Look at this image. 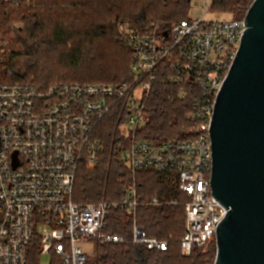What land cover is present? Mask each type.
I'll use <instances>...</instances> for the list:
<instances>
[{"label": "built area", "instance_id": "obj_1", "mask_svg": "<svg viewBox=\"0 0 264 264\" xmlns=\"http://www.w3.org/2000/svg\"><path fill=\"white\" fill-rule=\"evenodd\" d=\"M212 2L205 0L203 13L190 14L165 32L153 28L141 33L121 27L133 52L131 82L58 83L39 89L12 84L0 74V264H29L35 243L41 256L52 255L61 264H90L80 245L93 241L99 245L128 242L166 252L168 242L149 237L137 224L141 207L165 204L158 198L140 201L135 176L143 171L165 174L187 198L181 254L190 257L213 243L227 211L211 195L210 126L217 95L246 26L244 19L206 21ZM164 61H171L172 68L180 71L177 83H183L185 74L201 93L190 115L192 135L184 141L140 138L147 123V103ZM117 109L121 119L118 160L133 178L123 183L117 202L77 203L78 175L81 169L100 163L103 144L98 131ZM118 209L132 220L129 241L110 232L113 211Z\"/></svg>", "mask_w": 264, "mask_h": 264}, {"label": "trees", "instance_id": "obj_2", "mask_svg": "<svg viewBox=\"0 0 264 264\" xmlns=\"http://www.w3.org/2000/svg\"><path fill=\"white\" fill-rule=\"evenodd\" d=\"M254 0H213L212 9L243 20ZM190 16L188 0H0V74L12 84L45 89L58 83L119 85L133 80V52L121 27L141 33L153 28L165 32ZM180 71L164 61L146 107L147 123L140 138L154 142L184 141L191 137L190 115L201 93L191 78L175 80ZM185 91V95L182 92ZM184 96V97H183ZM119 110L99 128L103 144L100 163L81 169L74 190L80 204L117 202L123 183L133 177L118 160ZM140 201L158 198L161 207H141L137 224L151 238L168 242L166 252L149 251L128 242L99 245L95 264H214L216 243L195 250L190 257L180 251L187 198L165 174L143 171L135 176ZM114 210L110 232L131 239L132 220ZM39 244L30 249L29 264H39ZM56 264H61L57 259Z\"/></svg>", "mask_w": 264, "mask_h": 264}, {"label": "water", "instance_id": "obj_3", "mask_svg": "<svg viewBox=\"0 0 264 264\" xmlns=\"http://www.w3.org/2000/svg\"><path fill=\"white\" fill-rule=\"evenodd\" d=\"M244 21L210 126L211 195L227 211L214 264H264V0L253 1Z\"/></svg>", "mask_w": 264, "mask_h": 264}, {"label": "rangeland", "instance_id": "obj_4", "mask_svg": "<svg viewBox=\"0 0 264 264\" xmlns=\"http://www.w3.org/2000/svg\"><path fill=\"white\" fill-rule=\"evenodd\" d=\"M205 10V0H191L190 3V14L197 16L198 12L203 13ZM205 20L208 22H215V21H225V20H231V17H228L227 15H223L218 13L217 11H214L212 7L210 8L208 14L205 16ZM131 219L130 217H125V221ZM214 239V243H216ZM82 249H84L88 255V261L90 264H95V251L97 248L96 242H89V243H83L80 245ZM57 260L52 255H43L40 258L39 264H56Z\"/></svg>", "mask_w": 264, "mask_h": 264}]
</instances>
